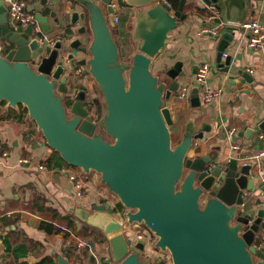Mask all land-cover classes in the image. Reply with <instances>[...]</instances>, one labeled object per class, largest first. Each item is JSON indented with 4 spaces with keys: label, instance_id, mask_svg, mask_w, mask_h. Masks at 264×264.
Wrapping results in <instances>:
<instances>
[{
    "label": "water",
    "instance_id": "obj_1",
    "mask_svg": "<svg viewBox=\"0 0 264 264\" xmlns=\"http://www.w3.org/2000/svg\"><path fill=\"white\" fill-rule=\"evenodd\" d=\"M77 1L81 8L71 13L70 23L79 26L81 36H88L86 42L60 38L53 47H45L32 24L10 23V7L0 0V110L2 102L26 107L52 149L84 173H98L117 197L123 219L108 202L77 213L108 239L107 262L166 263L164 256L154 263V254L145 255V239L126 234L127 226L142 224L155 237V252L169 253L172 264H264V251L255 244L264 226V209L255 212L247 195L255 191L253 164L240 163L239 157L222 161L212 151L190 157L211 126L196 131L189 125L175 141L168 100L177 94L182 65L177 62L166 72L167 84L151 68L179 25L186 0L175 9L161 0H127L141 7L131 54L114 37L112 0ZM238 1L205 0L216 6L224 3L228 11ZM39 3L43 8L35 13L36 19L50 33L54 28L49 16L59 21L52 9L55 0ZM234 35L231 29L224 31L218 46L217 61L226 71L232 56L222 62L223 53L236 44ZM78 50L85 54L81 59L73 53ZM81 76L92 79L101 94L98 120L93 104L86 103V85H74ZM70 85L77 93L70 94L68 107ZM190 96L193 105L201 104L198 86ZM57 260L66 261L62 255Z\"/></svg>",
    "mask_w": 264,
    "mask_h": 264
},
{
    "label": "crops",
    "instance_id": "obj_2",
    "mask_svg": "<svg viewBox=\"0 0 264 264\" xmlns=\"http://www.w3.org/2000/svg\"><path fill=\"white\" fill-rule=\"evenodd\" d=\"M24 1L31 13L43 8L40 0ZM112 4L116 9L114 15L119 16L113 28L114 37L131 54L135 50L132 31L141 7L131 5L127 0H112ZM211 6L205 0H186L179 25L171 31L167 46L153 58L151 68L167 84L170 79L166 72L180 62L183 73L178 78L179 88L189 85L192 89L199 86L196 81L199 67L205 63L209 65L205 86L221 88V95L209 104L201 101L197 106L192 104L191 96L182 101L171 95L168 105L175 120L172 133L178 141L189 125H193L196 131L210 125L211 129L196 141L190 157L212 151L217 152L218 159L222 161L239 157L240 163L251 162L255 191H248L247 195L252 209L257 212L264 209V156L259 155L264 148V138L260 136L264 133L260 128L264 123V44L258 48L248 47L249 30L225 24L254 19L264 21V0H239L231 5L229 11L224 3H220L215 14L211 12ZM80 8L77 0H55L52 9L58 12L59 21L55 22L49 16L48 21L54 29L46 33L55 41L64 38L69 42L80 37L85 43L88 36H81L77 32L79 26L70 23L71 13ZM212 26L219 28L218 34L201 33L202 28ZM228 29L235 33L236 44H229L225 50L232 56L230 68L226 71L217 58L222 34ZM73 53L77 59L85 56L79 50ZM240 71L248 73V77ZM81 83L87 87L86 103L97 100L95 95L99 93L94 81L87 76L74 81L75 87ZM75 87L70 85L68 95L74 93ZM4 152H8V156ZM80 182L85 187L83 195L78 196L77 184ZM106 202L118 205L114 195L101 183L98 173L86 174L67 163L48 145L26 107L1 103L0 264L23 261L35 264L44 257L59 264L57 255L64 257V264H116L107 262L110 252L105 235L77 215L82 208L92 210L94 204ZM48 208L55 209L57 214ZM115 215L123 219L118 209ZM68 216H72L69 224L60 221L61 217ZM72 222L76 230L71 227ZM137 226H140L137 231L146 227L134 224V227L125 228L126 234L134 237ZM255 244L264 251V226L260 227ZM20 245L27 254L16 259L14 248Z\"/></svg>",
    "mask_w": 264,
    "mask_h": 264
},
{
    "label": "built area",
    "instance_id": "obj_3",
    "mask_svg": "<svg viewBox=\"0 0 264 264\" xmlns=\"http://www.w3.org/2000/svg\"><path fill=\"white\" fill-rule=\"evenodd\" d=\"M7 5H9L10 9L8 11V17L11 24L17 26L18 24L28 25L32 24L34 33L38 35L40 43H42L45 47H53L55 44V39L46 32L42 33V28L39 21L36 19L34 13H31L27 10V3L24 0H4ZM169 8H173L172 4L168 0H163ZM211 12L213 14L218 13V8L216 5L212 4ZM203 19V18H202ZM115 22H118L119 16L117 14L114 15ZM204 21V19H203ZM239 26L249 30L248 40L246 42L247 46L250 48H258L264 44V21L259 19H254L246 22H227L225 26ZM219 28L217 26L212 27H204L201 29V33L205 34H218ZM2 48V44H1ZM227 54L224 52L223 56L225 57ZM81 69H79L80 71ZM209 71V65L207 63L201 65L196 74V81L199 87V97L200 100L209 104L218 98L221 95V88H207L205 86L206 78ZM203 87V88H202ZM191 95V87L189 85H184L180 87L177 91L176 97L182 101L188 100ZM261 138H264V133L260 134ZM5 156H8V152H4ZM259 155L264 156V148L259 151ZM23 161V159L21 160ZM39 168H44V166H40ZM72 178L75 179L76 175L73 174ZM77 195L83 194V188L85 187L84 183H78ZM113 207L117 208L116 204H111ZM137 239H147L146 237H152L151 234L147 235L144 228L137 231L136 235ZM81 245L85 244L84 242H80ZM165 264H171V260L169 258H165Z\"/></svg>",
    "mask_w": 264,
    "mask_h": 264
},
{
    "label": "trees",
    "instance_id": "obj_4",
    "mask_svg": "<svg viewBox=\"0 0 264 264\" xmlns=\"http://www.w3.org/2000/svg\"><path fill=\"white\" fill-rule=\"evenodd\" d=\"M171 4H172V6H173V8L175 9V8H177L178 7V5H179V3H180V0H168ZM95 105H96V110H97V113H99L100 115L99 116H101V104H100V102H99V100L97 99V100H95ZM57 152V151H56ZM58 153V152H57ZM117 207H118V210L120 211V210H123V207H122V205L120 204V203H118V205H117ZM49 210H52L54 213H55V215L57 214V211L55 210V209H53V208H48ZM72 219V216H68V217H61L60 218V221H62V222H67L68 224H69V220H71ZM71 227L74 229V230H76V227H75V225L73 224V222H72V224H71ZM24 247H22L21 245L19 246V247H16V248H14V251H15V254H16V259H19L20 257H22V256H25L26 254H27V252L26 253H24ZM11 264H28L27 262H25V261H23V262H20V263H11ZM35 264H55L53 261H51V260H49L48 258H46V257H44L41 261H39V262H37V263H35Z\"/></svg>",
    "mask_w": 264,
    "mask_h": 264
},
{
    "label": "rangeland",
    "instance_id": "obj_5",
    "mask_svg": "<svg viewBox=\"0 0 264 264\" xmlns=\"http://www.w3.org/2000/svg\"><path fill=\"white\" fill-rule=\"evenodd\" d=\"M95 97L99 100V102H100V104L102 105V100H101V94L99 93L98 95H95ZM104 107V106H103ZM102 108V107H101ZM100 114L99 113H97V120L99 119V116ZM83 195V194H82ZM78 196H81V195H78ZM114 198L115 199H117V197L116 196H114ZM117 203H119L118 202V200H117ZM120 215L123 217V213H122V210H120ZM140 225H142V224H140ZM129 226H127L126 228H128ZM140 228V226H137L136 228H135V233H134V238L135 239H137V237H136V235H137V230ZM130 229H132V228H130ZM145 229V232H146V234L147 235H149L150 233H149V231H148V229L145 227L144 228ZM126 231H127V229H126ZM152 236V235H151ZM147 239H146V242H147V244H146V249H147V251L145 252V255H151V254H154V263H156L157 262V259H159L160 257H162V256H164L165 258H169L170 260H171V256H170V254L169 253H163V254H160V253H157V252H155V250L153 249V244H154V241H155V237L154 236H152L151 238L150 237H146ZM148 252H151V254H148ZM152 256V255H151ZM156 256V257H155ZM172 261V260H171ZM171 264H172V262H171Z\"/></svg>",
    "mask_w": 264,
    "mask_h": 264
},
{
    "label": "flooded vegetation",
    "instance_id": "obj_6",
    "mask_svg": "<svg viewBox=\"0 0 264 264\" xmlns=\"http://www.w3.org/2000/svg\"><path fill=\"white\" fill-rule=\"evenodd\" d=\"M3 51H5V47H4V49H3ZM75 93H77L75 90H74V95H75ZM70 95H67V97H66V105L69 107V105H70ZM93 104V106L94 107H96V105H95V100H94V102L92 103ZM96 118H97V114H96Z\"/></svg>",
    "mask_w": 264,
    "mask_h": 264
}]
</instances>
